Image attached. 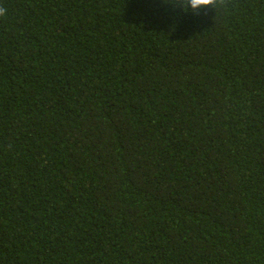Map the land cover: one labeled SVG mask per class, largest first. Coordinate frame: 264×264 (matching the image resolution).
Wrapping results in <instances>:
<instances>
[{"label":"trees","instance_id":"obj_1","mask_svg":"<svg viewBox=\"0 0 264 264\" xmlns=\"http://www.w3.org/2000/svg\"><path fill=\"white\" fill-rule=\"evenodd\" d=\"M0 7V264H264V0Z\"/></svg>","mask_w":264,"mask_h":264},{"label":"clouds","instance_id":"obj_2","mask_svg":"<svg viewBox=\"0 0 264 264\" xmlns=\"http://www.w3.org/2000/svg\"><path fill=\"white\" fill-rule=\"evenodd\" d=\"M215 0H190V4L192 7L196 6H208L214 4ZM6 14V9L0 7V16H4Z\"/></svg>","mask_w":264,"mask_h":264}]
</instances>
